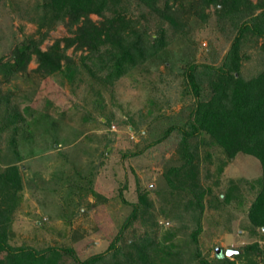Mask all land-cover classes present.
Segmentation results:
<instances>
[{
  "label": "rangeland",
  "instance_id": "rangeland-1",
  "mask_svg": "<svg viewBox=\"0 0 264 264\" xmlns=\"http://www.w3.org/2000/svg\"><path fill=\"white\" fill-rule=\"evenodd\" d=\"M120 1L117 9L125 8L138 30L148 27L152 37L162 26L168 41L121 78L104 80L106 70L99 62L85 58V49L73 48L64 53L73 62V74L63 59V72L44 75L35 55L25 71L10 76L0 72V174L15 165L20 179L8 214L7 242L36 251L72 250V255L60 252L57 264H77L106 252L111 244L109 255L134 251L131 246L144 238L178 254L181 264H224L216 259V248L224 254L257 243L264 251V231L248 218L260 191L258 159L239 153L227 160L203 132L187 141V151L182 146V133L192 130L197 101L211 96L207 67L221 66L236 36L234 20L222 18L216 5L170 0L169 16L182 27L173 36L169 21L162 17L165 0H157L153 10L139 0ZM244 1L256 5L263 0ZM42 2L0 0V65L13 62L15 47L43 35L45 28L38 30L35 10ZM244 6L241 16H250ZM260 12L257 9L253 16ZM104 15L109 17L110 12ZM88 19L96 25L104 21L94 14ZM77 26L56 24L39 49L46 51L73 36ZM244 44L241 71L250 78L264 69V37ZM191 65H197L200 74L198 98L187 78ZM14 113L20 119L7 124ZM188 152H195L193 185L183 181L182 174H174L184 167ZM134 206L138 216L128 221ZM197 228L194 244L191 234ZM233 255L229 260L247 264ZM253 257L264 264V253L255 252Z\"/></svg>",
  "mask_w": 264,
  "mask_h": 264
},
{
  "label": "trees",
  "instance_id": "trees-1",
  "mask_svg": "<svg viewBox=\"0 0 264 264\" xmlns=\"http://www.w3.org/2000/svg\"><path fill=\"white\" fill-rule=\"evenodd\" d=\"M153 10L157 0H139ZM170 0H165L162 17L169 21L173 36L180 34L181 26L176 19L169 16L173 11L169 5ZM174 3L178 0H172ZM120 0H43L36 4L35 10L38 18V30L45 28L39 40L30 38L27 43L15 47L12 52L13 62L0 65V72L5 76L25 71L27 63L33 55L36 56L38 69L44 75L52 76L63 72L61 60L65 59L67 71L73 74L71 68L73 62L64 56V53L73 48L74 50L85 49L87 58L93 64L99 62V68L106 70L104 80L113 81L124 76L129 70L147 62L155 56L167 44L165 40L166 30L158 27L155 36H150L148 27L137 29V22H133L126 15V9L118 10ZM199 4L208 7L216 5L220 9L222 18H231L236 29V36L231 48L223 60L221 66L209 69L205 74L207 84L211 89V96L207 101L198 100L192 113V130L183 132L182 146L187 151V141L191 137H197L200 133L209 135L214 142L223 150L227 160L243 153L252 156L261 164L262 176L259 180L260 191L252 202L248 218L254 228L264 231V69L255 76L244 78L242 75L241 47L248 39L259 36L264 37V0L253 5L244 0H198ZM246 3V4H244ZM249 10L250 16H241L243 10ZM192 4L184 13H191ZM259 9V15L253 16ZM105 11L110 12L105 17ZM178 13L177 10H174ZM187 12V13H186ZM90 14L102 17L104 21L96 25L88 19ZM202 16L203 20L205 15ZM161 17V18H162ZM181 18V16L179 17ZM58 23H66L68 26H77L73 36L65 37L56 41L46 51L39 49L45 34L53 29ZM172 36V37H173ZM251 37V38H250ZM150 39V40H149ZM60 43H63L60 47ZM197 65L189 67L187 78L193 94L200 96V74L196 73ZM210 71V72H209ZM69 75L70 77L73 75ZM18 113L8 115L6 123H16L19 120ZM5 123V124H6ZM190 150V149H189ZM195 153V152H194ZM193 152L186 153L187 161L183 168L174 174H182L183 181L194 184L196 175L193 172ZM221 171V168L219 169ZM20 189V179L15 165L9 167L4 174H0V264H57L60 252L72 255V250H59L48 248L36 251L27 247H12L7 242V228L9 211L17 191ZM203 192L198 193L201 198ZM231 195L225 196V201L230 200ZM140 202L145 204L143 198ZM138 207L134 206L129 220H135L138 216ZM200 229L197 228L191 234V241L196 244V238ZM118 240V238H117ZM114 248L111 244L108 250L102 254L93 255L77 264H181L180 256L170 251L161 250L152 241L144 238L139 244H133L134 251L127 250L124 253L117 250L109 255V250ZM130 249V245H129ZM108 252V253H107ZM264 253L257 243H253L243 250H237L234 258H245L247 264H258L253 257L254 253ZM5 253L4 257L1 254ZM123 260H118V256ZM172 258L175 262L169 261ZM216 259L224 264H236L234 260L220 253ZM202 264H206L202 262Z\"/></svg>",
  "mask_w": 264,
  "mask_h": 264
},
{
  "label": "water",
  "instance_id": "water-1",
  "mask_svg": "<svg viewBox=\"0 0 264 264\" xmlns=\"http://www.w3.org/2000/svg\"><path fill=\"white\" fill-rule=\"evenodd\" d=\"M215 253H216V255H219V254L221 253V249H220V248H216V249H215ZM235 253H236L235 250H226V251H225V255H226L227 257H230V256H232V255L235 254Z\"/></svg>",
  "mask_w": 264,
  "mask_h": 264
}]
</instances>
